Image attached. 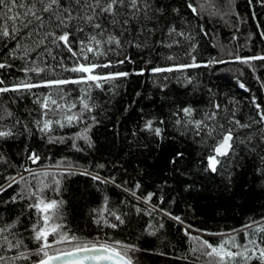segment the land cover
<instances>
[{"label":"trees","instance_id":"16d2710c","mask_svg":"<svg viewBox=\"0 0 264 264\" xmlns=\"http://www.w3.org/2000/svg\"><path fill=\"white\" fill-rule=\"evenodd\" d=\"M149 2L152 10L148 16L141 13L129 17L123 28H113L106 16L96 21L123 41L122 47L98 58L100 63L111 60L114 67L98 71L127 72V77L104 84L103 88L70 83L59 88L0 93V130L10 128L14 133L0 139V156L4 158L0 159V186L6 187L0 193V228L17 221L4 235L13 242L22 239L27 250L34 251L38 246L31 229L39 218L37 210L29 208L35 203L34 198H29V185L35 191L38 179L44 178L30 176L25 168L33 173L47 171L60 179L59 194L50 188L44 196L64 201L60 222L65 230L81 239L134 244L140 249L132 254L138 264H208V257L191 251L194 245L185 235L187 226H191L188 231L192 236H200L214 246L227 235H235L241 245L247 239L264 245V233L256 230L258 225H264V60L242 62L264 56V3ZM189 4L197 9L196 13ZM43 15L47 19L48 14ZM77 23L85 28L84 33L75 31ZM171 28L176 31L169 34ZM48 30L60 34L54 26ZM68 30L75 36L69 37L72 49L79 52L78 41L86 39L89 28L82 22H73ZM18 39L21 45L31 47L36 38L22 35ZM50 40L26 59L9 56L16 41L0 40V63L11 65L0 69V80L4 81L0 87H10L20 80L41 83L47 79L76 78L78 74L63 69L75 66L76 61L84 62L82 57H73L62 42L57 47ZM45 46L51 55L43 52ZM16 54L22 55V49H17ZM118 60L125 62L117 64ZM180 64L197 66L164 73L150 71L152 67ZM25 66L45 71H21ZM142 69L143 74L138 75ZM86 93L91 111H82L80 99ZM48 95L61 105L75 103L72 112L81 114L80 122L63 128L54 124L50 133H41L37 121L56 120L63 114L49 111L47 117L43 116L45 110L36 100ZM186 107L193 109L191 116L183 113ZM212 113L214 119L208 120ZM147 121L153 122V128L161 129L160 136L145 128ZM189 121H204L213 131L209 134L202 128L197 135L195 124ZM236 121L249 127H240ZM85 128H89L91 147L82 139H77L74 147L75 134ZM229 129L234 136L233 150L228 157H220L222 163L212 172L207 158ZM49 137L55 142H49ZM30 152L40 156L37 163L28 159ZM178 153L182 155L178 157ZM58 162L63 163L57 167ZM67 164L73 165L75 174L61 176ZM83 172L89 174H80ZM94 175L110 182L93 180ZM9 177L19 183L7 187ZM45 182L50 184L51 177ZM137 183L139 189L135 187ZM148 193L154 195L150 203H145L143 198ZM13 196H17L15 202ZM105 197L107 209L124 219L115 229L94 222L93 210L104 207ZM104 216L116 223L108 212ZM177 216L183 223L171 218ZM245 225L252 226L246 229ZM245 232L249 233L247 239ZM18 251L26 249L8 250L4 245L0 256L11 258ZM37 259L33 255L15 264H33ZM8 264H12L10 259ZM250 264L260 261L253 259Z\"/></svg>","mask_w":264,"mask_h":264},{"label":"snow or ice","instance_id":"6c2138e0","mask_svg":"<svg viewBox=\"0 0 264 264\" xmlns=\"http://www.w3.org/2000/svg\"><path fill=\"white\" fill-rule=\"evenodd\" d=\"M264 3V0H262ZM193 13L197 12V9L191 4L188 5ZM152 10V5L149 0H0V40L10 39L16 41L15 48L9 51V56L13 59H26L29 57L30 52H36L41 45H45V41L51 38L50 43L60 47L61 42L68 51L72 53V56H81L84 62L76 61L75 66L71 68H64V71H70L72 73L78 74L76 78L73 79H47L41 83H33L30 80H20L14 82L10 87H0V93H5L8 91L20 92V91H31L34 88L40 87H55L67 84H87L89 88H103L104 84L115 81L121 77H127L129 73L127 72H101L98 69H111L114 67L111 60H107L104 63L98 62L99 57L107 56V53L112 51L113 48H120L123 46V41L120 37L111 31H109L105 25L96 22L100 17L106 16L109 18V23L113 28L119 26L123 28L129 23V17H136L143 13L145 17L148 16L149 12ZM48 14L47 19L43 14ZM73 22H82L89 28V34L86 39L78 41L79 52L73 51L72 41L69 37L75 36L72 32L68 30L69 25ZM60 29V34L58 35L54 30H48L52 27ZM76 32L84 33L85 28L80 27L77 23ZM175 28L169 29V34L175 32ZM23 35L26 39H34L33 46L21 45L19 42V37ZM106 35V39L104 38ZM182 35V33H181ZM137 47L140 45L137 44ZM22 49L23 54L17 55L16 50ZM43 52H47L51 55V50L45 46ZM38 53V55H42ZM91 54V56H89ZM55 59V57H53ZM127 59V58H126ZM168 59H172L169 57ZM240 60V57H237ZM248 60H264V56H253L242 60L243 63H248ZM125 60H118L117 64H123ZM222 62V61H221ZM197 65L191 64H180L176 67H152L150 71L152 73H164L173 72L178 69L186 67H195ZM11 67V65L5 63H0V69ZM21 71L24 72H44V68H32L23 67ZM143 69L138 75L143 74ZM167 77H165L166 79ZM4 81L0 80V84ZM61 99L63 97L61 96ZM37 103L40 104L41 108L45 111L43 116L47 117L48 112H62L63 114L59 119L53 120L50 118L37 121V127L41 133H50L53 130V125H57L61 128L67 125H72L73 122L79 123L81 120L80 113H73L72 109L76 108V104L71 105L64 104L61 105L56 99H53L51 95L45 96L43 100L37 97ZM80 103L82 104V111H91V105L87 102V93L85 96L81 97ZM54 106V107H52ZM216 107H219L217 105ZM186 116H191L193 109L186 107L182 109ZM10 116L11 113H8ZM215 117V113L207 116L208 120H212ZM2 119V117H0ZM93 121L95 117L92 118ZM264 119V116L261 117ZM19 123V121H17ZM152 121H147L145 128L147 130L153 131L156 136L161 135L160 128H153ZM177 123H180L178 120ZM189 123L195 124L196 134H200V130L203 128L208 131L209 134L213 129L208 128L204 121H189ZM236 123L240 127H249L247 124H240L239 121ZM90 128V126H89ZM89 128L83 129L81 132H77L73 138V146L76 147L75 141L77 139H82L88 143L91 147V140L88 136ZM14 136L13 131L9 128L8 130H0V139H7ZM61 141L63 138H59ZM251 139V138H250ZM233 131L229 129L225 132L219 143L214 147L213 154L208 156V167L212 172L217 171V165L222 162L220 157H228L233 150ZM49 142H55L52 137H49ZM79 150V149H78ZM182 154H177L179 157ZM0 159H4L0 156ZM28 159L33 163H37L40 160V156L36 152H30ZM175 160L173 161V163ZM60 163L58 162L57 167ZM103 168V165H99ZM73 165L67 164L65 167V172L60 173L63 176L65 173L68 175L75 174L73 171ZM26 172L34 178L43 177L44 179H38V187L35 191L31 190L29 185V198H34L35 203L30 204L29 208H34L39 213V218L36 223L32 225L33 237L37 242V247L34 251L27 250V246L24 245L23 240L16 238L15 242L10 240L5 232L16 226L17 221H13L12 224L6 225L4 228H0V248L4 245L7 246L8 250L20 249L24 247L26 251H18L16 255L11 258H6L0 256V262L8 264L10 259L12 264H15L19 260H29L31 257L37 256L39 259L33 261V264H54L57 261H63V264H138L133 258V253L139 251L134 244L123 243L119 240H100L96 238L94 240L81 239L75 234H70L65 230V226L60 222L62 220V206L64 201L57 199H46L44 192L46 189H52L59 194L60 191V179L56 178L54 174L47 171H41L38 173H33L30 169L25 168ZM82 175H88L89 173L83 172ZM51 177V183H46L45 180ZM93 180L100 181L102 183H109L110 181L104 180L98 175L92 176ZM21 181L25 180V177H20ZM9 183L7 187H12L13 184L19 183L15 177H9ZM114 183V179L111 181ZM136 189H139L140 185L136 184ZM6 191V187L0 186V193ZM135 196V192H132ZM154 193H148L144 197L145 203H150ZM23 199V196L20 197ZM12 202L17 200V196H13ZM163 198L161 197V202ZM107 197H105L104 207L99 210H93L96 213V218L94 222L97 225L103 223L104 225L111 227L113 229L117 228L120 224L124 223V219L121 215L117 214L115 211H110L106 207ZM150 209L148 214L151 215ZM137 211H140L139 209ZM108 212L116 223H110L108 219L104 216V213ZM171 216L170 213H165ZM176 221L183 223L180 217H171ZM256 222H253L255 224ZM252 225H245L247 229ZM163 227V225H161ZM187 226L185 228V235L188 236L189 240L193 243L194 247L191 249L193 253L199 252L201 255L208 257V264H250V261L257 259L260 264H264V245L257 244V241L253 239H247L249 233L245 232V237L247 243L241 245L236 242L235 235L224 236L217 245L209 243V241L202 239L200 236H192L188 231ZM258 232L264 233V225H258L256 227ZM154 235V233H150ZM15 236V233H12ZM224 235V234H220ZM53 237L50 241L49 237ZM53 245H69L63 249L56 248L53 252L49 249L53 248ZM251 246V247H250Z\"/></svg>","mask_w":264,"mask_h":264},{"label":"rangeland","instance_id":"374dc122","mask_svg":"<svg viewBox=\"0 0 264 264\" xmlns=\"http://www.w3.org/2000/svg\"><path fill=\"white\" fill-rule=\"evenodd\" d=\"M220 235V234H219ZM56 247L57 248H60V249H63V248H65V247H69V245H53V248H55L56 249ZM52 248V249H53Z\"/></svg>","mask_w":264,"mask_h":264},{"label":"water","instance_id":"95a60500","mask_svg":"<svg viewBox=\"0 0 264 264\" xmlns=\"http://www.w3.org/2000/svg\"><path fill=\"white\" fill-rule=\"evenodd\" d=\"M258 29H259V27H258ZM218 143H219V142H218ZM218 143H217V144H218ZM217 144H216V145H217ZM216 145H215V146H216ZM54 264H63V261H57V262H54Z\"/></svg>","mask_w":264,"mask_h":264}]
</instances>
